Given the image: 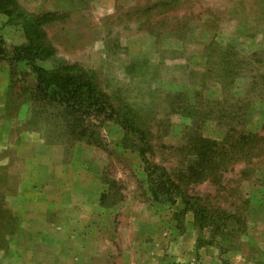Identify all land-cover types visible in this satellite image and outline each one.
<instances>
[{
	"label": "rangeland",
	"instance_id": "1",
	"mask_svg": "<svg viewBox=\"0 0 264 264\" xmlns=\"http://www.w3.org/2000/svg\"><path fill=\"white\" fill-rule=\"evenodd\" d=\"M16 4L47 20L37 66L93 77L149 165L116 121L38 95L1 14L0 264H264V0ZM147 166L190 203L155 200Z\"/></svg>",
	"mask_w": 264,
	"mask_h": 264
},
{
	"label": "trees",
	"instance_id": "2",
	"mask_svg": "<svg viewBox=\"0 0 264 264\" xmlns=\"http://www.w3.org/2000/svg\"><path fill=\"white\" fill-rule=\"evenodd\" d=\"M1 14L9 16L10 22L21 26L25 33L28 46L17 48L13 59L25 62L31 67L36 78L38 95L44 100L59 103L76 114L87 117L104 116L116 121L127 132L139 137L143 143L139 147V152H141L143 161L149 165L144 155L147 144H144L143 133L134 127L131 119L117 118L115 109L98 89L93 77L82 69L68 64H60L52 70L37 66V61L53 59L56 56L54 49L48 45L42 29L47 23L45 17L23 13L16 4V0H0ZM3 45V39L0 36V57L3 56ZM212 145L216 144L202 139L197 141V148L202 150V153H199L201 159L209 157L208 154L213 150ZM146 171L148 181L153 186L151 192L157 198L155 200H160L161 196L166 195L170 201H174L173 196H177L186 206L190 203L191 198L169 179L165 169L158 166H147ZM195 210L197 213L203 212L198 206Z\"/></svg>",
	"mask_w": 264,
	"mask_h": 264
}]
</instances>
